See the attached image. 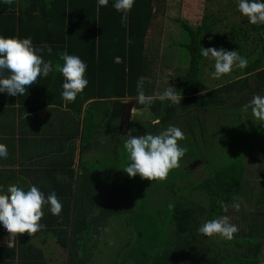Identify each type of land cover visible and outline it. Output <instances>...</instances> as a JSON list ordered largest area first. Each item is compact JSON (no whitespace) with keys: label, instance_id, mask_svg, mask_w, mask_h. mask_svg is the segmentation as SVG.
<instances>
[{"label":"trees","instance_id":"trees-1","mask_svg":"<svg viewBox=\"0 0 264 264\" xmlns=\"http://www.w3.org/2000/svg\"><path fill=\"white\" fill-rule=\"evenodd\" d=\"M15 1L9 0L12 6L16 5ZM111 2L109 0L107 6L98 8L96 0H19L22 14L14 18L15 22L35 27L31 37L45 42L44 48L34 45L44 53L42 59L45 57V61L51 60L57 64L61 62L59 54L66 51L70 55L79 56L86 63L88 86L73 102L67 103L70 108H78V114L89 99L94 100L89 103L90 106L100 101L119 103L130 99L135 102L137 111H150L148 120L130 123L142 126L153 119V122L159 121L158 124H162V119L175 118V112L180 107L186 111L188 106L193 107L190 113L198 109L207 113L205 109L217 107L222 102L221 106L224 107L227 99H234L238 102L237 107L245 109L244 106L254 95L248 86V77L251 75L255 76L260 87H264V24L252 25L244 18L243 23L235 22L230 28L229 36L225 32L211 34L219 23H226L227 19L209 16L196 28L186 22L181 23L189 38L184 47L190 60L187 72L174 79L183 91L179 94L182 96L180 104L171 106L167 101L157 100L145 109L134 98L138 85L145 95H152L153 81L143 84V79L157 78L150 76L151 61L145 56L155 3L154 0H135L128 13L127 26L124 27L120 23V13L111 7ZM6 10L12 9H3ZM3 13L2 20L13 19L7 12ZM18 36L29 37L27 33H18ZM218 46L239 52L248 64L243 70L237 68L232 77L229 76L230 79L226 77L227 74L222 76L220 83L216 82L214 88H210L204 86L200 78V72L205 67L200 47L219 49ZM48 48H51L50 53ZM118 58L120 61H117ZM62 81L60 73L54 71L48 77H42L36 87L40 92H47L51 87L50 96L61 99ZM237 86L242 88L237 90L235 97L230 98V93ZM236 102L233 101L231 105L236 106ZM192 125L186 126L190 132L194 128ZM140 130L150 132L149 128ZM92 131L86 134L91 135ZM126 134L123 133V137ZM119 135L115 134L112 146L104 152L101 163L90 165V159L83 158L76 167L73 161L60 159L53 162L49 159L46 168L40 169V160L34 154L29 157V161L25 160L28 164L22 163L27 166L24 171H20L23 176H18L13 169L15 158L8 151V157L0 160V185L5 188L9 184L27 188L32 184L44 192L45 196L54 191L62 204V211L59 216H53L46 207L43 208L44 215L40 223L44 227L32 236L28 233L17 234L19 248L0 249V264H48L47 254L42 247L35 245L34 236L42 244L50 240L68 252L66 264H89L92 251L103 245L98 235L100 237L103 229L121 219L126 225L121 248L127 250L125 259L133 260L134 264H261L264 261V213L257 217L243 211L239 215L240 222L236 221L241 223L238 225L242 229L234 234L232 240L223 239L219 243L196 231L204 221L224 214L225 209L220 207V201L230 204L233 198L238 202L245 195L248 172L255 171L258 178L264 180V146L251 149L250 154L257 155L253 160L255 163H251L252 166L256 164L252 170H249V164L242 157L230 160L208 173L205 171L206 176L195 179L191 165L187 167L189 162L181 164V169L173 176L177 180L174 194H167L171 201V207L167 205L169 209L164 215L167 224L161 228L156 218L163 215L149 208L150 212L145 213L147 216L144 218L137 201L131 199L125 191L127 181L113 163L118 154V149L115 152L113 147L120 142ZM32 162H36L33 173L29 171ZM192 162L204 166L199 159L195 158ZM182 171L192 176L186 185L182 181ZM18 177H29L31 183L22 180L23 184H18ZM102 191L107 192L105 200H101ZM98 206L100 209L95 214Z\"/></svg>","mask_w":264,"mask_h":264},{"label":"rangeland","instance_id":"rangeland-1","mask_svg":"<svg viewBox=\"0 0 264 264\" xmlns=\"http://www.w3.org/2000/svg\"><path fill=\"white\" fill-rule=\"evenodd\" d=\"M162 2H164V4H162ZM154 3L155 14L147 35L146 59L151 61L150 67L155 65L154 69L157 70V73H161V76L156 80L145 77L143 79V84L153 81L151 91L155 94L162 92L170 85L180 91L178 92L179 95L183 91L180 90V85L174 81V77L183 75L187 72L190 60L188 51L186 48L182 47L189 42V38L178 22L181 17L183 16L187 23L192 24L191 26L195 28L201 25L206 17L225 18L227 22L219 23L211 31V34L225 32L228 36L230 28L235 22L243 23L242 20L247 18L236 10L234 0H155ZM218 47L220 48V46ZM226 50H230V48ZM159 52H163V57L167 58L158 62V60L151 57L152 54L156 55ZM212 63L210 59L205 58V67L200 72L203 85L210 88H214V85L220 83L219 79H213L209 75V73L214 70ZM236 71L237 68H234L226 77L230 79L232 77L231 75ZM240 88H242V86L233 88L229 97H235L237 95V90ZM124 101L128 104L132 102L131 105L134 106L132 100L126 99ZM233 101L236 102L234 99H227V103L225 102L224 107L221 106L223 102L219 105L216 103L217 107L207 108V113L199 109L190 113L193 107L188 106L187 111L180 107L176 110L175 118L172 120L162 119L163 123L158 124L159 121L153 122V119H151L150 123H144L142 126L138 123L130 122L148 120L150 116L149 110L130 111L123 116V119L119 120L118 109L115 108L114 104L121 105L123 101L119 103L100 101L93 104V106L88 104L86 106L87 108L84 110L85 118H90L94 125H92V128L89 126V123L87 125L89 127L85 126L86 131L82 132V138L84 143L88 144L91 148L92 154L90 156L88 152H85L84 155L89 157H84V159H90V165L101 163L104 152L106 153L112 146V135L116 134V136H118L120 132L116 129H120V142L113 147L115 152L116 149H118L117 158H114L113 163L117 165L116 168L119 171L118 173L123 174L125 181H127V183H125L127 190L125 191L129 194L131 199L137 201V205L141 209L140 214L145 218L147 216L145 213L150 212L149 208L156 209V213H161L163 215L162 217L156 218L158 225L162 228L163 225L167 224L166 216H164L165 211L169 209L167 205H171V201L167 198V194H174V184L177 183V180L175 181V177L173 178V176L181 169V164L185 165L186 162H189L187 167L189 168L191 165V170L193 171V177L195 179L206 176L208 172L219 168L230 160L234 161L242 157L245 158L246 162L249 164V170L255 168L256 164L252 166L251 163H255L253 160L257 158V155L255 153L250 154V151L252 148L264 146V125L253 117L250 109H241L240 104V107H237L238 102H236V106L233 107L231 105ZM114 111H116L117 120L113 119ZM184 112L187 113L184 115ZM98 122H101V125ZM192 122H194L193 125ZM168 124H173L182 130L184 139L179 141V143L182 146H186L188 149L184 157L179 161L178 168L172 169L163 180L149 181L147 179H141L139 176L130 178L122 170L129 162L127 153L122 148V143L127 138L123 137V133L126 134L130 131L133 136L144 135L145 132H142L140 129L149 128L150 132L155 134ZM189 125L194 127L192 132L187 130ZM90 130L94 132H91L92 136L86 134ZM127 135L128 134L125 136ZM102 138L104 141L103 144H101ZM36 144L37 143H35V145ZM86 144L84 147H87ZM195 158L196 160L199 159L202 161L204 166L198 162H192V160L195 161ZM182 168H184V166H182ZM181 176L182 181H185V185L187 181L192 179L191 174H185L183 171ZM172 180L174 181L171 184L170 182ZM263 183L264 180L259 179L255 171L254 173L248 172L244 187L245 195H242L237 202L240 205L239 209L236 210L230 207L225 210L223 215L229 216L230 222L236 224L239 230L242 229V227L238 225L241 223H237L236 221L240 222L241 217L239 215L243 211H245L244 213L246 214L250 212L257 217L261 213H264ZM107 197V192L102 191L101 200H105ZM99 209L98 206L95 214L98 213ZM147 219L149 220V217ZM114 223L115 222H113L111 226L103 229L100 237L98 235V240H101L103 245L102 248L98 246V249L92 251V258L89 264H134L133 260L125 259L127 250L121 248L125 238L124 230L126 225H124L123 219L117 220V222ZM212 238L219 243L223 240V238L218 235ZM12 241V238L1 239L0 244L9 245ZM54 245L55 244L49 243L48 246L50 247L48 248L55 250ZM56 254L58 256L57 264H60L61 259L63 260L62 264H66V256L68 253L63 250V253L56 252Z\"/></svg>","mask_w":264,"mask_h":264},{"label":"clouds","instance_id":"clouds-1","mask_svg":"<svg viewBox=\"0 0 264 264\" xmlns=\"http://www.w3.org/2000/svg\"><path fill=\"white\" fill-rule=\"evenodd\" d=\"M234 2L236 10L247 18L249 24H264V0ZM96 3L98 8L104 7L109 4V0H96ZM134 3L135 0L111 2V7L120 13V23L124 27L127 26L128 13ZM47 50L51 52V48ZM43 55L44 53L33 45L31 37L0 35V93L22 97L36 86L42 77L46 78L55 71L63 77L61 99L67 103L73 102L88 86L86 63L79 56L70 55L66 51L59 54L61 62L57 64H53L51 60H43ZM200 55L213 62L214 70L209 73L213 79H220L234 68L243 70L248 64L247 59L239 55V52L224 48L200 47ZM178 92L180 91L169 85L158 94L145 95L138 85L134 100L145 109L150 108L157 100L167 101L169 105L175 106L180 104L182 98ZM244 108L250 109L253 117L264 125V95H253ZM126 137L122 148L127 153L129 162L122 170L130 178L139 176L149 181L163 180L172 169L179 166V161L188 150L179 143L184 139L182 130L173 124L162 127L155 134L147 132L144 135L133 136L129 132ZM7 157V146L0 144V160ZM219 203L225 210L228 207L238 210L240 207L236 198H233L230 204L223 201ZM45 207L53 216L60 215L62 204L54 191L45 196L44 192L32 184L27 188L12 184L5 188L0 185V228L9 233L10 238L24 233L32 236L40 231L44 227L40 221L44 215L42 209ZM238 230L237 225L230 222L229 216L221 215L204 221L196 231L205 237L218 235L225 240H232ZM261 264H264V261H261Z\"/></svg>","mask_w":264,"mask_h":264},{"label":"crops","instance_id":"crops-1","mask_svg":"<svg viewBox=\"0 0 264 264\" xmlns=\"http://www.w3.org/2000/svg\"><path fill=\"white\" fill-rule=\"evenodd\" d=\"M15 4L16 5L12 6L13 3L9 2V0H6V2L4 0H0V35L6 37L17 36L20 38L18 33L24 35L27 33V35L31 37L33 35V31H35V27H32L31 25L27 26V23H22L20 25L18 22H15L14 18L19 15L21 16L22 14V12H20L19 0H16ZM162 4H164V2H162ZM6 7L12 10L3 11ZM2 12H7L8 16L13 17V19L8 18L6 20H2L1 18L5 14H2ZM178 22L180 24L182 22L187 23L183 16ZM15 24L17 25L16 32ZM24 38H26V36ZM31 39L33 40V45H38V47L43 48L45 47L43 39H33V37H31ZM182 47H184V45ZM151 58H154L159 62L167 57H163V52H159L156 55L152 54ZM44 59L46 58L44 57ZM117 61H120V59L118 58ZM154 67L155 65L151 66L152 69L149 70L150 76L157 77L156 79H158V77L161 76V73H157V70H155ZM248 78V86L253 90L254 95H264V87H260L258 85L255 76L251 75ZM53 87L54 86H52V88ZM50 89L49 91L46 90L47 92H40L38 87L34 86L22 97H11L8 96L7 93H0V144L6 145L7 150L11 152L10 156L15 158V165L13 166V169L17 171L16 173L18 176H23L20 171H24L25 168H27V166L22 165V163L28 164L26 161H29V157L34 154H37L35 157L40 160V169L46 168L49 163V159L53 162L60 159H65L68 162L73 161L75 162L76 167H78L81 159L89 157L84 155L85 152H88L90 156L92 154V150L89 145L83 141L82 132H85V126H87L88 123L89 126L94 125L90 118H85L84 112L87 108L86 106L90 102H94V100L89 99V101H87L83 106L81 113L78 114V108H70L67 102L60 99V97L52 98L50 96ZM153 94L155 93L153 92ZM131 103L128 104L123 101L121 105L114 104L115 108L118 109L117 112L119 114V120L123 119V116L126 113H129L130 111L132 112V109L135 107V102L133 103L134 106L131 105ZM135 110L137 109L135 108ZM113 114V119L117 120L116 111H114ZM117 130L121 133L120 129ZM114 138L115 134L112 135V141ZM35 143L37 144L35 145ZM103 143L104 141L102 138L101 144ZM85 144L87 147H84ZM70 158H72V160H70ZM35 163L32 162V164L30 163L29 165V171H31V173L36 170ZM22 180H26L28 183H31V179L29 177L26 179L18 177L17 183L23 184ZM6 238H10V234L0 229V240ZM16 238H18V235L12 237L13 241L9 245L0 244V249H11L14 247L19 248L17 244L18 240H16ZM33 241L35 242V245L38 244L46 252L48 264H57L58 256L56 252L63 253L64 249L60 248L55 242L50 240H46V242L42 244L36 236H34ZM49 243L55 244V250L48 248L50 247L48 246ZM1 256L2 255H0V257ZM66 257H68V255ZM1 260L2 258H0V262ZM62 261L63 260L61 259L60 264H62Z\"/></svg>","mask_w":264,"mask_h":264}]
</instances>
